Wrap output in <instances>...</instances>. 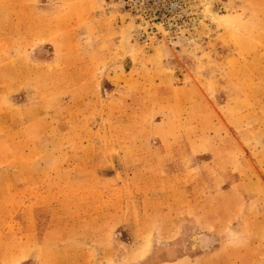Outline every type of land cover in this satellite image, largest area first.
I'll list each match as a JSON object with an SVG mask.
<instances>
[{"label": "rangeland", "instance_id": "obj_1", "mask_svg": "<svg viewBox=\"0 0 264 264\" xmlns=\"http://www.w3.org/2000/svg\"><path fill=\"white\" fill-rule=\"evenodd\" d=\"M53 2L0 0V264H264V0H203L199 40L152 52L114 0ZM167 73L199 86L189 150L129 110Z\"/></svg>", "mask_w": 264, "mask_h": 264}, {"label": "crops", "instance_id": "obj_2", "mask_svg": "<svg viewBox=\"0 0 264 264\" xmlns=\"http://www.w3.org/2000/svg\"><path fill=\"white\" fill-rule=\"evenodd\" d=\"M68 2V1H67ZM45 4V3H44ZM214 4L220 5L219 2H214ZM66 3L65 0H57V2H53L50 6L56 8L57 6V12L59 10L64 9ZM36 6V10H37V14L40 15L43 12H45V9L48 7L46 5H41V4H35ZM216 7V5H214ZM52 7V8H53ZM85 9H87V5L85 6ZM23 10V9H22ZM88 10V9H87ZM90 13V10H89ZM68 16V15H67ZM69 20L70 25H73V23L77 22V17L75 16H69V18H66L65 20ZM26 24V23H25ZM32 32V33H31ZM13 37L17 36L19 33V30L11 28V31L9 32ZM34 35L40 36L43 35V32H40V30L38 28H34L32 27V29L30 28V30L25 29V33L23 34L24 37H34ZM70 35H74L72 34V32H69L68 34ZM16 42H13V44L10 45V49L9 52L10 53H14L15 50H18V44L15 45ZM29 51V50H27ZM157 53L151 57V60H155ZM179 54H176V52H173V50L169 51V54L167 56V61H166V66L168 65L169 68L171 70H175L177 71V69L182 68L180 71V74L184 76L187 75L188 70L186 68H183V60H181L180 63H176L175 61H173V59L179 58L178 56ZM169 57V58H168ZM75 66V65H74ZM73 66V61H71L68 64L69 68L74 67ZM156 68V70H158L159 72L162 70L163 65L161 64L160 66V61H158L157 58V62L156 64H153L151 69ZM165 78H161L159 76L154 78L153 81V90L151 93H148L149 91L144 88L143 85V79L142 77L140 78L139 76H133V77H129V83L127 82V84L129 85H134L132 88L135 90V92H132V98L130 101L131 103H134V105H130V111L132 112H136L133 108L135 109H140L144 110V107H147L149 105H147V101H152L155 100L156 102V106L157 108H160L161 110L158 109V111H156V115L154 116L153 122L151 123L152 128H156L157 130H166V121L165 118L166 116L169 115V118H171V120H176V124L172 125L174 126V130L172 131L173 133H175V144H170L167 142H165L164 140V146L165 147H169V148H173V149H186L189 150L191 147V141L190 138L188 136H185V131L182 132L179 129V126L181 125L180 128H182L183 124H184V115H185V110L189 107V105L191 106L193 103H195V101H197L198 97V90L197 88L199 87L197 84L195 85V83L191 84L190 86L187 87V89H184L181 94H178L179 92V88L183 87V85H178L177 84V80L180 81L182 78L177 76L176 74H170L167 73L166 75H164ZM148 91V92H147ZM186 91L188 92V94H186ZM118 93L121 91H117ZM124 92V91H123ZM185 92V93H184ZM148 93V96L147 94ZM202 93V91H201ZM114 97H117V94H113ZM151 97V99L149 98ZM197 97V98H196ZM104 99V97L102 98ZM147 100V101H146ZM159 106H163L162 108ZM169 107H171L172 109L175 110V112H171L170 114L165 110V109H169ZM164 109V110H162ZM105 113V112H104ZM103 113V118L105 117V114ZM215 118L214 116L211 114L209 118H207V122L210 125H213V123ZM216 123V122H215ZM169 125V123H168ZM214 126V125H213ZM212 126V127H213ZM107 127L109 128V126L106 125H101V131L105 132L107 130ZM159 136V135H158ZM181 139V141H179ZM179 141V142H178ZM163 142V141H162ZM172 143V142H171ZM153 148H159V149H163V145L161 143V140L158 139L156 141V143L152 144ZM179 162L178 160H175L174 162H172L171 164L177 165Z\"/></svg>", "mask_w": 264, "mask_h": 264}, {"label": "built area", "instance_id": "obj_3", "mask_svg": "<svg viewBox=\"0 0 264 264\" xmlns=\"http://www.w3.org/2000/svg\"><path fill=\"white\" fill-rule=\"evenodd\" d=\"M133 18L136 42L152 52L159 46L194 43L206 21L203 0H114Z\"/></svg>", "mask_w": 264, "mask_h": 264}, {"label": "bare ground", "instance_id": "obj_4", "mask_svg": "<svg viewBox=\"0 0 264 264\" xmlns=\"http://www.w3.org/2000/svg\"><path fill=\"white\" fill-rule=\"evenodd\" d=\"M215 13V12H214ZM216 14V13H215Z\"/></svg>", "mask_w": 264, "mask_h": 264}]
</instances>
